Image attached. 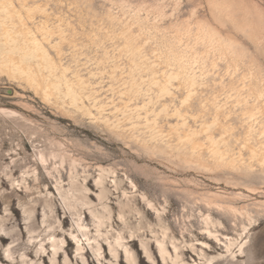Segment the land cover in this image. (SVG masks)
Instances as JSON below:
<instances>
[{"label": "rangeland", "instance_id": "obj_1", "mask_svg": "<svg viewBox=\"0 0 264 264\" xmlns=\"http://www.w3.org/2000/svg\"><path fill=\"white\" fill-rule=\"evenodd\" d=\"M5 5L67 79L83 81L84 105L105 108L89 117L64 94L46 97L39 73L30 85L0 70V264H21L22 252L28 264H128L118 238L134 264H264V160L250 155L264 148V0ZM161 70L178 75L163 96L150 85ZM186 75L195 77L191 88ZM69 159L77 160L71 171ZM71 181L89 189L90 207L67 209L57 189L69 193ZM92 209L106 216L98 233ZM53 237L64 242L54 256ZM162 240L169 257L178 249V263H163Z\"/></svg>", "mask_w": 264, "mask_h": 264}, {"label": "bare ground", "instance_id": "obj_2", "mask_svg": "<svg viewBox=\"0 0 264 264\" xmlns=\"http://www.w3.org/2000/svg\"><path fill=\"white\" fill-rule=\"evenodd\" d=\"M10 7H11V5H10ZM23 8H24V6H23ZM25 11L30 13L31 10H25ZM15 13H16L15 11H12L11 9H9L5 5V0H0V54H1L0 63H2V66H1L2 69L0 68V70L1 71L5 70L9 74V76L14 78V79H19V78L24 77V80L30 85H32V83L34 82V78H35L34 74L37 72L43 77L42 90H43V94H46V97H49V95H51V94H54L56 96H58L60 94H64V96L63 95L62 96L65 97L66 99H68V106L73 107L77 111H79L82 114H85L89 117L93 116V114H92L93 111H97L99 114H101V112H104V108H105L104 104H99L97 102H94V104L90 107H87L84 105L81 97L84 95V90H86V85H84V83L81 79L77 80V84H75V83L71 82L69 79H67L65 74H66L68 69L63 68L61 66H57V64L54 63L53 59L49 56L46 49L42 45V43H41L42 41L37 40L33 36V33H31V30H29L27 28L25 30H21V31L16 29L17 25L15 26V24L12 22V19L15 17L14 16ZM17 15H19V14H17ZM20 18L18 20H19V23L21 24V23H23V21L21 20L22 18L21 19ZM42 24H44V23H42ZM18 27H19V24H18ZM21 27H23V26L21 25ZM48 27L45 26V24H44V25H41V27H39L40 30H38L39 28L37 29L39 32H41L42 40L44 42H48V38L52 35L51 29H49ZM151 65H153L152 61L147 63V65L145 67L149 68V67H151ZM177 76H178L177 74H170L167 76L166 73L163 70H161L159 73V76H157V77L154 76L151 79L150 85H154L158 89L160 96L170 94L169 86L171 85L172 80L177 79ZM195 82L196 81H195L194 75H186V77L183 81V83L187 87L189 86L190 88L195 85ZM74 87H76V88H74ZM188 97H189V95L186 96L184 102L187 100ZM136 109H138V108H136ZM137 118H140V117L138 116ZM146 121H147V119H146ZM182 126H185V122L182 123ZM206 129H208V127H204L203 130H206ZM196 134H197L196 131H192L189 133V135L187 134L186 137L195 136ZM262 149H264V148L260 147L259 150L251 148L250 149L251 157L253 159L258 158V160L263 161L264 160V151L261 152ZM40 155H41V159H43L42 154H40ZM251 157H250V159H251ZM60 161H61V163L63 162L62 158ZM76 161L77 160L69 159V165L68 166L70 167V171L75 168ZM78 165H79V163H78ZM53 169H55V168H53ZM98 169L100 170V174H98L99 177L95 181V184L97 187L101 188L100 192L102 193L103 182H104V173H105L104 171L105 170H103L102 168H98ZM109 174H110V172H109ZM70 176L72 177L71 174H70ZM57 190L60 193L61 198L65 202V206L70 211H73L74 209H76L75 208L76 202H81L83 205H85V206L87 205L88 207H90V205H91L89 198H87V194L89 192V189H87L86 187H79L78 185L76 186L75 183L71 181L69 193L66 192L65 190H63L61 187L58 188ZM122 194L125 195L124 192ZM140 197H141V200H144L143 196H140ZM97 199L101 202V200L103 199V196H101V194H99V195L97 194ZM148 206H151V205L148 203ZM101 207L103 209H105L104 206H101ZM148 208H150V207H148ZM106 210H105V212H108ZM25 212H27V211H25ZM28 213H29L28 215H31L30 212H28ZM89 215L92 217V219L95 223L96 232L98 233L99 229L102 227L103 220L105 219L106 216L104 217V215H98L96 213V211H94L93 209L89 210ZM122 216H123V214H122ZM108 219H110V218H108ZM104 223L106 224V221ZM76 226L79 229L82 236L87 238L89 231L87 228V224L84 223V220L81 218V216H78V218L76 219ZM30 231H31V229L28 227V233H30ZM207 233L210 235V232L207 231ZM71 238L77 242V244H78L77 254L81 256L80 251L83 248H82V245L79 244L80 240H78L77 237H74V236H71ZM51 239L52 240L49 241V243H50V247H51L52 252H53L52 256H54L57 254V251H59V249H61L60 246L64 245L63 244L64 242L62 240H61V242H58L55 240L54 237ZM120 240H121L120 238L117 239V245L122 247L123 252H124V256H125V260L128 262V264H134L133 261H131V260H133L131 257L132 254L127 249L128 247L126 245L120 244ZM226 240L228 242V243H226V244H228L226 246V249H227L226 252H230L231 249H229V248H230V246H232V244H231L232 242H230V238L226 239ZM69 241H71V240L69 239ZM157 245H158V250H159L161 260L163 261V263H165L166 256L169 257V255H168V251L164 247L163 240L157 241ZM113 247L109 246V251L112 253L113 257L116 259L117 254H116V251ZM12 249H7L5 251V254H6V257L8 259L10 258L11 260H14L13 254L15 252L12 251ZM39 249L41 251L45 250L42 243L39 244ZM173 249H174V257L173 258L169 257V259L174 263H178V260L180 259V257L177 254L178 249L175 246H173ZM100 250H101V247L98 246V244H97V249H96V252L98 253L97 257L101 256V254L99 253ZM26 258H27L26 254L24 252H22V254L20 255L21 264H28L29 263V262H27ZM81 259H83V256H81ZM64 263L68 264L67 258H65ZM51 264H56L55 260H51ZM180 264H185V263H183V261H182V262H180Z\"/></svg>", "mask_w": 264, "mask_h": 264}]
</instances>
